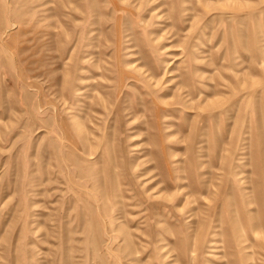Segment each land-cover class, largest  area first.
Returning <instances> with one entry per match:
<instances>
[{
  "label": "rangeland",
  "instance_id": "rangeland-1",
  "mask_svg": "<svg viewBox=\"0 0 264 264\" xmlns=\"http://www.w3.org/2000/svg\"><path fill=\"white\" fill-rule=\"evenodd\" d=\"M0 264H264V0H0Z\"/></svg>",
  "mask_w": 264,
  "mask_h": 264
},
{
  "label": "bare ground",
  "instance_id": "bare-ground-1",
  "mask_svg": "<svg viewBox=\"0 0 264 264\" xmlns=\"http://www.w3.org/2000/svg\"><path fill=\"white\" fill-rule=\"evenodd\" d=\"M190 95H191V93H190ZM192 102V101H191ZM192 191H193V193H196V194H200L201 195V191H199V190H195V189H192ZM180 192V191H179ZM187 196V195H186ZM192 202H194V201H192ZM234 205V204H233ZM240 222V221H239ZM241 223V222H240ZM234 225V224H233ZM242 225V224H241ZM235 227V226H234ZM243 227V226H242ZM256 227H257V225H256ZM255 227V228H256ZM259 227V226H258ZM244 230V229H243ZM255 231V230H254ZM242 242H246V239L245 240H243ZM242 251V250H241Z\"/></svg>",
  "mask_w": 264,
  "mask_h": 264
}]
</instances>
